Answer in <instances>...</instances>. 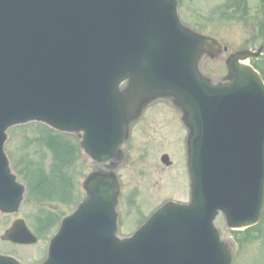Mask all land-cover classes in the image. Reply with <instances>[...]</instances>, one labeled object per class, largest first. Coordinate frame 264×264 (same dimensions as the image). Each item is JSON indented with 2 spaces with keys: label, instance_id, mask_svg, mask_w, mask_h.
Listing matches in <instances>:
<instances>
[{
  "label": "water",
  "instance_id": "1",
  "mask_svg": "<svg viewBox=\"0 0 264 264\" xmlns=\"http://www.w3.org/2000/svg\"><path fill=\"white\" fill-rule=\"evenodd\" d=\"M219 53L180 25L174 0H0L1 213H16L24 193L3 150L11 127L74 134L97 165L119 159L129 125L157 98L174 100L190 130L188 205L166 204L120 239L117 180L92 174L41 264H231L214 221L222 214L243 230L261 218L264 84L242 63L259 51L232 55L227 81L212 85L198 62ZM1 240L37 242L21 220ZM0 264L19 263L0 255Z\"/></svg>",
  "mask_w": 264,
  "mask_h": 264
},
{
  "label": "rangeland",
  "instance_id": "2",
  "mask_svg": "<svg viewBox=\"0 0 264 264\" xmlns=\"http://www.w3.org/2000/svg\"><path fill=\"white\" fill-rule=\"evenodd\" d=\"M262 6L264 0H181L178 8L181 23L214 38L222 48H227V53L220 57L217 55L213 59L201 60L200 68L205 75L212 80H220L225 76L228 55L245 49L257 51L262 44L259 35L262 28L259 25L264 23V17H257V12ZM261 58H264V53ZM261 58L259 63H263ZM178 120V113L173 108L165 104L156 105L148 110V114H144L140 124L131 133L132 139L127 144L126 153L123 150L127 162L116 171L121 182L117 211L122 236L130 235L140 218L148 217L165 201H188V181L181 161L185 133L180 123H176ZM42 132L32 126L27 130L14 128L7 133L5 151L15 174H18L21 163L26 159L24 163L38 167L42 165L44 175L48 173L49 177L55 175L61 178L58 189L49 196L35 197L32 201L27 198L14 216L4 217L0 214V236L12 221L23 219L31 231L42 238L36 245L29 247L0 241V253L12 256L20 264H37L44 260L48 241L57 231L62 214H70L74 208L72 198L77 199L80 176L82 173L88 175L93 170L90 164L89 167H83L72 146L69 159L61 166L56 164L47 148L51 138ZM29 142L34 146L26 149ZM163 154H167L172 163L168 169L160 162ZM53 163L58 167H54ZM130 196L135 203L131 202ZM52 224V229L45 230ZM215 227L221 239L231 246L232 264H264V221L260 235H253L252 238L247 235L245 240L241 234L234 233L226 226L222 215L215 220Z\"/></svg>",
  "mask_w": 264,
  "mask_h": 264
},
{
  "label": "trees",
  "instance_id": "3",
  "mask_svg": "<svg viewBox=\"0 0 264 264\" xmlns=\"http://www.w3.org/2000/svg\"><path fill=\"white\" fill-rule=\"evenodd\" d=\"M257 17L262 18L264 17V6L257 12ZM256 17V18H257ZM262 20L259 22L261 23ZM258 23V24H259ZM259 28H262L259 31V35L261 36V40L264 46V23L259 25ZM261 62L259 63L258 61L253 62L252 65L253 67L260 72L262 75V78L264 80V58L261 59ZM43 132L45 133L46 136L51 138V144L47 145L48 151L52 156V160L58 164L59 166L63 165L66 160L69 159V149L74 148L76 158L80 160V155L78 152L77 147L73 144L75 141H73V138H63L60 135L50 132L48 129L39 126ZM67 148V149H66ZM66 149V150H65ZM71 159V158H70ZM56 164L53 163L54 167H58ZM62 168V167H59ZM43 173V168L36 166L35 164L31 163H24L22 167V178L27 184L28 187V192L29 195L42 198L49 196L52 194L54 191L58 189V185L61 182V178L57 177L55 175H51V177L48 176V173ZM255 234H259V229L258 228H253L250 230H247L244 232V240L247 235L252 236Z\"/></svg>",
  "mask_w": 264,
  "mask_h": 264
},
{
  "label": "flooded vegetation",
  "instance_id": "4",
  "mask_svg": "<svg viewBox=\"0 0 264 264\" xmlns=\"http://www.w3.org/2000/svg\"><path fill=\"white\" fill-rule=\"evenodd\" d=\"M167 103H168V102H167ZM161 104H165V102H161V103H158V104H154V105H152V106H149V107L145 110V111H146L145 113L148 114V110H149V109H153L156 105H161ZM165 105H166V106H169L168 104H165ZM145 113H144V114H145ZM144 114H143V116H144ZM143 116H142V117H143ZM142 117H141V118H142ZM149 119H150V118H149ZM139 121L141 122V119H140ZM140 122H138V123L132 128V131H133V130H134V129L140 124ZM166 149H167V147H166ZM166 155H167V154H166ZM163 156H165V154H163V155L160 156V159H161V160H162ZM168 157H169V156H168ZM142 160H143V159H142ZM169 163H170V164H169L168 166H164V165H163L165 169H168V168H170V167L172 166V163H171L170 161H169ZM162 171H163V170H162Z\"/></svg>",
  "mask_w": 264,
  "mask_h": 264
}]
</instances>
